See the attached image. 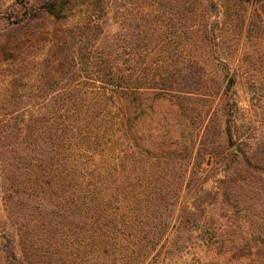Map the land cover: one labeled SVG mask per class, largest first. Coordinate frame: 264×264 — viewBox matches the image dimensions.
<instances>
[{
    "label": "trees",
    "instance_id": "trees-1",
    "mask_svg": "<svg viewBox=\"0 0 264 264\" xmlns=\"http://www.w3.org/2000/svg\"><path fill=\"white\" fill-rule=\"evenodd\" d=\"M152 1L0 8V264H205L172 261L187 253L188 126L212 93L236 106L241 80L204 75L218 36L201 14L163 29ZM244 82L264 98V78ZM239 139L237 163L260 179L264 139Z\"/></svg>",
    "mask_w": 264,
    "mask_h": 264
},
{
    "label": "rangeland",
    "instance_id": "rangeland-1",
    "mask_svg": "<svg viewBox=\"0 0 264 264\" xmlns=\"http://www.w3.org/2000/svg\"><path fill=\"white\" fill-rule=\"evenodd\" d=\"M141 1L140 10L146 13L153 1ZM154 1L152 10L162 15L156 26L163 29H178L189 24L185 19L192 12L201 14V25L206 24L207 30L218 36L204 48V75L241 80L232 96L236 106L230 104L228 110H223L219 104L222 97L212 93L205 106L196 110L199 125L192 122L188 126L194 144L183 196L188 205L187 253H177L172 261L187 257L205 264H264V174L257 179L245 173L235 157L239 138L248 143L264 139V98L253 99L243 88L246 79L264 78V1ZM39 2L0 0V8L16 12ZM134 10L127 2L125 11ZM160 107L156 108L157 117L167 109ZM153 124L150 118L143 122L145 128ZM213 126L220 131L216 154L210 150ZM225 128L233 135L231 142L225 139Z\"/></svg>",
    "mask_w": 264,
    "mask_h": 264
}]
</instances>
